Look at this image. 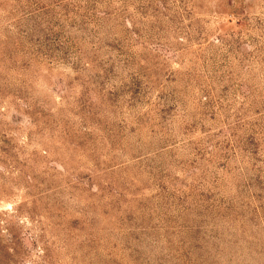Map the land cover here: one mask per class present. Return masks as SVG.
Returning a JSON list of instances; mask_svg holds the SVG:
<instances>
[{"label":"rangeland","instance_id":"374dc122","mask_svg":"<svg viewBox=\"0 0 264 264\" xmlns=\"http://www.w3.org/2000/svg\"><path fill=\"white\" fill-rule=\"evenodd\" d=\"M0 264H264V0H0Z\"/></svg>","mask_w":264,"mask_h":264}]
</instances>
